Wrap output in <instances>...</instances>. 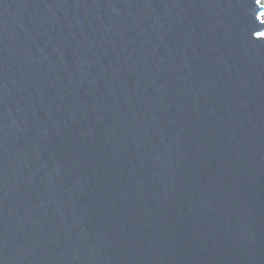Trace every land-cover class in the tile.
<instances>
[{"label": "water", "instance_id": "obj_1", "mask_svg": "<svg viewBox=\"0 0 264 264\" xmlns=\"http://www.w3.org/2000/svg\"><path fill=\"white\" fill-rule=\"evenodd\" d=\"M0 264H264V0H0Z\"/></svg>", "mask_w": 264, "mask_h": 264}]
</instances>
